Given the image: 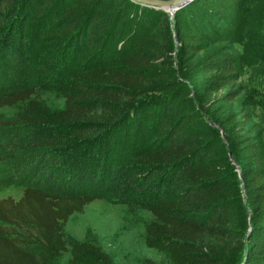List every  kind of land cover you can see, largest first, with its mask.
<instances>
[{"label": "trees", "instance_id": "obj_1", "mask_svg": "<svg viewBox=\"0 0 264 264\" xmlns=\"http://www.w3.org/2000/svg\"><path fill=\"white\" fill-rule=\"evenodd\" d=\"M137 7L143 10L130 0H0V109L17 108L0 110V187H24L19 199L0 198V264H56L69 250L74 262L90 253L92 264H117L101 247L71 240L65 231L74 214L116 193L111 187L130 190L151 212L146 244L166 250L172 264H222L207 240L234 239L236 222L250 227L240 264H264V0H192L173 14L180 51L191 59L206 48L205 28L238 25L247 34L243 53L209 55L202 68L211 92L233 86L250 69L246 85L221 96L225 103L242 97L239 109L213 124L188 109L180 98L186 91L174 92L170 83L155 89L168 93L156 100L157 112L142 115L137 98L149 89L143 71L148 43L155 42L151 32L135 38L132 52L116 64L78 70L62 109L51 114L38 96L45 66L26 48L31 17L44 30L41 37L68 39L74 54L85 44L81 62ZM154 8L144 9L170 17ZM256 119L259 133L249 127ZM148 137L146 146L124 151Z\"/></svg>", "mask_w": 264, "mask_h": 264}, {"label": "rangeland", "instance_id": "obj_2", "mask_svg": "<svg viewBox=\"0 0 264 264\" xmlns=\"http://www.w3.org/2000/svg\"><path fill=\"white\" fill-rule=\"evenodd\" d=\"M33 1L40 4L43 0ZM130 1L141 6L143 10L141 11L137 7V9L134 8L127 14L121 15L120 23L110 33L108 43L103 48L91 52L88 58L81 62L78 60V56H80L78 53L88 51L85 44L82 43L81 50L74 54L76 47L73 42L59 36L41 37L44 30L40 29L38 22L32 17L27 21L28 29L25 37L29 40L26 48L33 54V58L38 64L45 66V71L41 74L42 84L37 89L38 96L46 102L51 114L65 106V95L72 91L76 80L75 73L78 70L99 67L103 64H116L120 58L132 52L131 45L135 38L138 41L150 32L153 34L155 42L148 43L150 48L145 53L150 57V64L143 71L149 79V89L145 96L137 98L138 101L142 100L138 104L140 108H144L142 115L157 112L160 105H156V100L168 96V93H160L155 90L162 83L173 84L174 92L178 88L186 91V94L180 98H185L188 109L195 110L201 118L209 123L213 124L216 118L227 117L233 111H237L242 103V97L225 103L221 96L239 84L246 85L245 80L249 77L250 69L246 68L243 71V79L238 81L237 85L224 86L220 90L211 92L206 89L207 77L203 74L202 68L208 61L209 55L216 56L222 52H228L229 55L243 53L247 41L245 30L238 25L228 26L226 24L218 25L214 29L205 28L206 48L191 59L180 51L178 29L170 12V17L165 18L154 10L144 9L147 5ZM187 4L179 9L184 8ZM144 17H147L145 22H143ZM126 31H129L128 36H126ZM151 102H155L154 105H150ZM143 103L146 104L144 107ZM0 110L10 114L17 108ZM150 119L153 117L150 116ZM249 127L253 129L254 133H259L262 126L256 119ZM239 133L246 134L244 131ZM141 139L135 143L130 142L129 149L125 147L124 151L128 150L134 153L137 149L146 146L149 137ZM84 150L83 146L78 149L79 152ZM228 155L231 162L237 166V161L231 151L228 152ZM111 188V192H116L111 197L97 198L85 207L84 212L74 214L70 218L65 227L67 237L76 242L86 241L101 247L112 256L117 264H142L147 258L155 260L158 264H172L171 257L166 250L146 244L145 226L153 218L151 212L134 200L135 197L130 190L119 193L116 187ZM23 192V186H2L0 187V198L12 196L19 199ZM241 198L245 206H249L247 195L243 189ZM231 227L236 231L234 239L209 238L207 240L206 249L209 253L222 257V264H240L244 258L245 237L250 231V227L248 224L243 225L240 222L233 223ZM94 258L90 253H83L81 259L74 262L77 260L76 256L69 250L57 260L56 264H92Z\"/></svg>", "mask_w": 264, "mask_h": 264}, {"label": "water", "instance_id": "obj_3", "mask_svg": "<svg viewBox=\"0 0 264 264\" xmlns=\"http://www.w3.org/2000/svg\"><path fill=\"white\" fill-rule=\"evenodd\" d=\"M143 5L164 9L172 15L174 12L192 0H133Z\"/></svg>", "mask_w": 264, "mask_h": 264}]
</instances>
